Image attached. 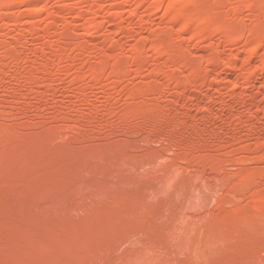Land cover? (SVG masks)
Returning a JSON list of instances; mask_svg holds the SVG:
<instances>
[{"label":"rangeland","instance_id":"rangeland-1","mask_svg":"<svg viewBox=\"0 0 264 264\" xmlns=\"http://www.w3.org/2000/svg\"><path fill=\"white\" fill-rule=\"evenodd\" d=\"M0 264H264V0H0Z\"/></svg>","mask_w":264,"mask_h":264}]
</instances>
